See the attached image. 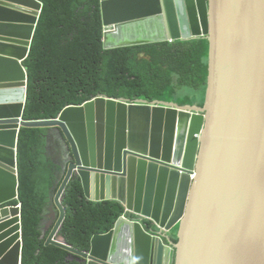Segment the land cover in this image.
Returning a JSON list of instances; mask_svg holds the SVG:
<instances>
[{
	"label": "water",
	"instance_id": "water-1",
	"mask_svg": "<svg viewBox=\"0 0 264 264\" xmlns=\"http://www.w3.org/2000/svg\"><path fill=\"white\" fill-rule=\"evenodd\" d=\"M100 3L105 50L207 40L204 105L100 96L26 121L24 62L44 5L0 0V264H22V205L9 204L23 128L47 129V150L53 135L68 148L43 214L46 246L86 264H264V0ZM75 178L87 200L117 201L141 220L121 216L88 251L68 245L63 197Z\"/></svg>",
	"mask_w": 264,
	"mask_h": 264
},
{
	"label": "trees",
	"instance_id": "trees-1",
	"mask_svg": "<svg viewBox=\"0 0 264 264\" xmlns=\"http://www.w3.org/2000/svg\"><path fill=\"white\" fill-rule=\"evenodd\" d=\"M44 7L29 57L26 121L52 120L69 106L100 96L193 105L183 88L200 92L204 105L209 42L204 39L105 50L100 0H39ZM164 99V100H163ZM170 99V100H168ZM47 129L23 128L18 146L22 205V264H86L61 247L46 246L43 214L63 178L47 146ZM60 235L88 251L96 235L110 232L124 214L117 201L91 202L73 179L63 197Z\"/></svg>",
	"mask_w": 264,
	"mask_h": 264
},
{
	"label": "flooded vegetation",
	"instance_id": "flooded-vegetation-1",
	"mask_svg": "<svg viewBox=\"0 0 264 264\" xmlns=\"http://www.w3.org/2000/svg\"><path fill=\"white\" fill-rule=\"evenodd\" d=\"M60 139L57 138V135H53L50 139V144L48 147V152L52 159L55 161L57 164H65L68 159V148L67 146L63 143H60ZM63 172V170H62ZM46 222V220H44ZM42 231H45V226L42 224ZM44 237V236H42ZM173 238V237H172ZM174 242H176L175 238Z\"/></svg>",
	"mask_w": 264,
	"mask_h": 264
},
{
	"label": "rangeland",
	"instance_id": "rangeland-1",
	"mask_svg": "<svg viewBox=\"0 0 264 264\" xmlns=\"http://www.w3.org/2000/svg\"><path fill=\"white\" fill-rule=\"evenodd\" d=\"M180 96H187V95H190L191 96V99L193 100L194 102V106L196 104H200L201 101H202V97H201V94L200 92H196L194 89H190V88H183L181 91H179L178 93ZM164 100V99H163ZM170 100V99H168ZM178 233V228H175L173 231H172V235L173 236H176Z\"/></svg>",
	"mask_w": 264,
	"mask_h": 264
},
{
	"label": "clouds",
	"instance_id": "clouds-1",
	"mask_svg": "<svg viewBox=\"0 0 264 264\" xmlns=\"http://www.w3.org/2000/svg\"><path fill=\"white\" fill-rule=\"evenodd\" d=\"M103 29H104V26H103ZM95 99H96V98H95ZM93 100H94V99H93ZM91 101H92V100H91ZM88 102H89V101H88ZM168 103H169V102H168ZM170 103H172V102H170ZM176 104H177V103H176ZM178 105H179V104H178ZM193 105H194V104H193ZM196 105H198V104H196ZM180 106H184V105H180ZM198 106H200V105H198ZM46 148H47V146H46ZM61 170H62V168H61ZM61 174H62V172H61ZM192 179H193V178H192ZM55 194H56V193H55ZM55 194H54V195H55ZM54 195H53V196H54ZM18 201H19V200H18ZM10 204H11V203H10ZM10 204H9V205H10ZM12 206H14V205H12ZM15 206H19V204H18V205H15ZM124 209H125V212H124V214L122 215L123 217H125V218H127V219H129V220H131V221H139V220H141V218H140L139 216H136V214L129 213V212L126 210L125 207H124ZM143 218H144V219H143ZM142 219L145 220V221L142 220V221L144 222V224H148V223H147L148 220H146L145 217H142ZM43 222H44V219H43ZM42 224H43V223H42ZM149 225L154 226V223H151V222H150ZM175 228H177V227H175ZM175 228H174V229H175ZM174 229H173V230H174ZM173 230H172V231H173ZM172 231H170L169 235H170L171 237L175 238V240H176V236H173V235H172ZM43 235H44V232H43ZM47 235H48V237H49L50 232L47 233L46 236H47ZM46 236H45V237H46ZM48 237H47V239H48ZM43 238H44V237H43ZM173 238H172V239H173ZM173 241H174V239H173Z\"/></svg>",
	"mask_w": 264,
	"mask_h": 264
},
{
	"label": "built area",
	"instance_id": "built-area-1",
	"mask_svg": "<svg viewBox=\"0 0 264 264\" xmlns=\"http://www.w3.org/2000/svg\"><path fill=\"white\" fill-rule=\"evenodd\" d=\"M144 219V218H143Z\"/></svg>",
	"mask_w": 264,
	"mask_h": 264
}]
</instances>
